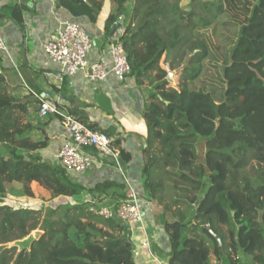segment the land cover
I'll list each match as a JSON object with an SVG mask.
<instances>
[{
	"label": "trees",
	"instance_id": "1",
	"mask_svg": "<svg viewBox=\"0 0 264 264\" xmlns=\"http://www.w3.org/2000/svg\"><path fill=\"white\" fill-rule=\"evenodd\" d=\"M245 1L247 19L233 20L239 31L229 63L221 68L224 93L218 102L197 88L212 73L210 50L201 32L212 29L220 39L223 17L233 16L224 0H192L190 12L181 9L180 0H114L117 13L106 22L110 35L120 12L129 16L118 41L131 66L130 77L141 88L146 84L153 88L142 111L149 131L146 180L142 178L146 194L164 213L171 209L159 197L167 189L181 192L185 199L192 195L190 203L198 207L195 223H185L184 211L157 218L167 237L168 264H208L207 240L225 264H238L239 248L252 256L251 264H264V0ZM56 5L75 18L96 23L104 0H56ZM11 9L21 24L22 8ZM227 45L225 41L223 52ZM165 55L169 61L163 67ZM188 61L189 67L183 68ZM178 69L182 80L169 87L168 72ZM23 106L8 94L0 73V245L22 240L39 226L36 212L4 204L14 182L23 184L29 197L34 196L32 185L48 191L53 199L89 194L94 203L88 204L95 210L89 211L88 204L74 206L55 221L56 213L50 211L42 236L32 240L31 248H24L16 260L15 250L0 247V264H137L133 245L125 236L130 224L99 215L102 208L126 199L125 184L106 180L87 187L58 161L45 159L41 152L49 147V137L44 134L43 141L34 142L25 136L30 127L23 125L21 112H28L19 109ZM73 116L92 130L114 135ZM55 117L61 120L60 115ZM199 140L205 142L204 158L197 153ZM115 146L120 147V141ZM119 157L126 162L132 159L124 149ZM179 202H173L175 207ZM224 225L237 231L232 234L235 242L227 243ZM192 230L201 234L191 236Z\"/></svg>",
	"mask_w": 264,
	"mask_h": 264
},
{
	"label": "crops",
	"instance_id": "2",
	"mask_svg": "<svg viewBox=\"0 0 264 264\" xmlns=\"http://www.w3.org/2000/svg\"><path fill=\"white\" fill-rule=\"evenodd\" d=\"M15 6L22 8L21 24L13 16L11 8ZM116 13L115 3L104 0L97 22L92 23L88 18H75L67 10L57 7L56 0H0V33L8 46V53L0 56V73L5 78L8 94L24 105L19 109L28 111L21 112V117L28 116L23 125L30 127L25 136L34 142H41L44 134L48 135L49 147L41 155L52 163L57 161L56 156L65 142V136L59 118L49 116L46 121L39 119L40 98L44 94L59 98L63 113L75 115L88 125L114 132L110 136L115 143L120 141V147H116L115 143L114 147L119 153L124 149L132 159L126 162L120 157L108 156L102 166H97L79 179H83L88 187L100 182L99 178L105 175L108 180L123 182L125 193L128 185L132 186L144 214L143 223L130 224L125 228V236L133 245L137 264H168L170 250L167 237L164 229L156 224L161 215L160 208L151 203L141 180L147 166L145 151L149 137L142 117L148 97L145 87L137 86L132 77L123 83L111 78L102 85L93 84L83 74L69 77L57 67L45 66L44 46L67 21H77L86 27L95 43L93 60L110 61L108 49L125 33L129 21V16H125L124 25L112 34L114 26L108 35L106 22ZM120 19L121 16L117 23ZM90 152L97 155L94 149Z\"/></svg>",
	"mask_w": 264,
	"mask_h": 264
},
{
	"label": "built area",
	"instance_id": "3",
	"mask_svg": "<svg viewBox=\"0 0 264 264\" xmlns=\"http://www.w3.org/2000/svg\"><path fill=\"white\" fill-rule=\"evenodd\" d=\"M94 49V40L82 23L64 22L44 46L45 66L57 67L63 75L69 77L83 74L91 83L98 85L107 83L111 78L121 83L129 79L132 69L125 49L118 39L108 49L110 61L93 60ZM7 53L6 40L0 33V56ZM59 105V98L44 94L40 98L39 116H61L65 142L56 157L69 173L79 179L97 166H102L108 156L115 159L119 157L120 153L114 147V138L89 129L72 115L63 113ZM91 149L96 150L97 155L92 154ZM99 215L106 220L117 219L125 224L144 222L138 194L130 185L127 187L124 201L114 207L102 208Z\"/></svg>",
	"mask_w": 264,
	"mask_h": 264
},
{
	"label": "rangeland",
	"instance_id": "4",
	"mask_svg": "<svg viewBox=\"0 0 264 264\" xmlns=\"http://www.w3.org/2000/svg\"><path fill=\"white\" fill-rule=\"evenodd\" d=\"M111 1L114 2V0H111ZM205 1L210 2V3L218 2V0H205ZM230 1L227 2L226 0H224V6L226 10L231 15H233L232 16L233 18L231 16L223 17V20L221 21V24L224 27V29L222 30V37H220V39L219 38L217 39L212 29L204 30L201 32V35L202 37H204L208 45V48L210 50L211 60H209L208 65L210 64L212 73L211 75H208L202 78V81H203L202 85L197 88V91H202L206 94H210L216 102L221 100V96L224 93V82L222 79L221 68L224 65H227L229 63V51L232 48L234 41L238 35V31H239L238 24L234 22L233 20L244 22L247 19V13H248L245 0H230ZM191 3H192V0H180V7L181 9H183V11L190 12L192 10ZM129 6L132 7V5H128L127 7L129 8ZM199 11L202 14H204L202 8H199ZM212 11L214 15L215 9H213ZM225 41L226 42L228 41V45L226 47V51L223 52L222 48L224 47ZM166 56L167 55H165L161 61V65L163 67H166L165 65ZM181 80H182V76L176 74L174 76L173 82L170 83L169 87L178 85L181 82ZM144 89L146 90L148 95L150 94V92L153 91V88L148 86V84L145 85ZM213 91L218 93L220 97L219 98L215 97V94L213 96L212 94ZM34 118H38V116H35ZM48 118L49 117L41 118L39 116V119H42L45 121L48 120ZM22 119L24 122H26L28 120V116H22ZM196 148H197V153L199 157L204 158L205 142L203 140H199L198 143L196 144ZM143 177L146 180V175L143 174V176L141 177V180ZM99 180L100 182L106 181L108 180V178L107 176L104 175L102 178L100 177ZM31 188L34 193L33 197H29L25 194L23 184L14 182L9 185L8 192L5 198L4 204L11 207L14 210H31V211L36 212L35 221L39 223L38 230L32 232L26 238L22 240H17V241L11 240L12 242L0 245V247H5L6 249L7 248L12 249V251L15 250L14 260L17 259V256L24 248H28V249L31 248L32 240L34 239L37 240L39 238L38 236H42L41 234L42 224L44 223L45 219L48 217L50 211H54L56 213L55 216L52 218L55 221V220L63 218L65 211L67 209H70L71 207H74V206L88 204V203L93 202L92 201L93 198L89 194H85L84 196L80 198H74V200H70L65 197H59V198L53 199L48 191L44 190L43 188L39 186L32 185ZM144 190L146 194L145 187H144ZM199 194H201V191L199 192ZM190 197H192V195H190ZM190 197L185 199L182 197L181 192H178V191L176 192L173 189H167L166 191L162 192V195L159 198H161L162 205L166 208H170L171 212L165 209L166 212L164 213L163 209L161 208L159 209V211L162 215H167V216H172L174 212L181 211V213H183L184 211L186 215L185 223H189L190 221L194 222L195 221L194 217H196L197 215L198 207L195 204L190 203V200H189ZM175 201H181L179 202L180 204L177 207H175L173 203ZM90 208L91 209H89V211L95 210L92 206H90ZM233 215L235 216V214ZM84 221H86V219ZM99 227L103 228L104 226L99 225ZM104 229L109 230V228L107 227ZM221 230H222V234L226 236L227 243L235 242L236 237L233 238L232 234H237V231L234 228H232L230 225H224V226H221ZM196 234H201V233L200 232L194 233V230H192L191 236H195ZM207 241H208L207 246L209 249L208 264H225L223 258L218 257L215 254L214 243L210 242L209 240ZM252 261H253L252 256L246 254L243 249L239 248L238 259L236 260V262H238V264H251ZM256 264H259V262H257Z\"/></svg>",
	"mask_w": 264,
	"mask_h": 264
},
{
	"label": "water",
	"instance_id": "5",
	"mask_svg": "<svg viewBox=\"0 0 264 264\" xmlns=\"http://www.w3.org/2000/svg\"><path fill=\"white\" fill-rule=\"evenodd\" d=\"M120 16H121L120 22L117 23V24L115 25V29L113 30L112 34H114V33L117 31V29H119L120 27H122V26L124 25V22H125V21H124V20H125V16L123 15V12H120ZM197 52H198V51H196L194 54H197ZM190 62H191V61H188V62L186 63V65H185L183 68L189 67ZM165 65L167 66V58H166V60H165ZM167 68H168V67H167ZM180 72H181L180 69H178V70H176V71H169V72H168V81H169L170 83H172L173 80H174V76H175L176 74L180 73ZM59 75H62V74L59 73ZM218 241L220 242L221 239L218 238Z\"/></svg>",
	"mask_w": 264,
	"mask_h": 264
}]
</instances>
